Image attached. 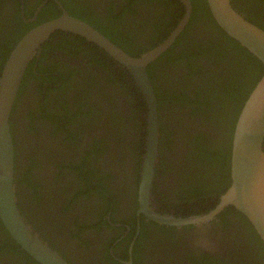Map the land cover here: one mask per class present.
Instances as JSON below:
<instances>
[{
  "label": "flooded vegetation",
  "instance_id": "1",
  "mask_svg": "<svg viewBox=\"0 0 264 264\" xmlns=\"http://www.w3.org/2000/svg\"><path fill=\"white\" fill-rule=\"evenodd\" d=\"M190 1L192 11L180 33L147 65L158 114V161L150 206L183 217L216 209L232 183L231 166L226 173L219 169L213 174L209 167L190 163L187 155H197L200 144L223 147L226 137L231 139L232 159L239 117L264 75V63L250 50L262 62L258 75H254L257 65L234 55L243 50L237 52L210 23L204 0ZM255 1L232 0V4L236 9L239 5L254 11ZM261 2L257 7L262 10L256 7L252 12L253 18L264 22V0ZM168 3L0 0V77L19 40L31 28L60 16L62 7L114 42L118 35L131 36L127 45L117 44L139 57L164 42L185 18L187 5L182 0L176 1L184 8L179 7V14ZM59 30L45 42L54 44L44 48V43L41 55L29 61L10 118L15 194L34 231L69 264H264L263 238L233 204L210 218L186 224L158 222L140 210L141 162L150 117L143 88L123 63L106 51L104 54L99 45L79 33ZM213 46L218 50L226 47L228 56L219 59ZM194 58L196 66L190 69ZM46 67L49 70H39ZM110 72L117 75L111 78ZM209 79L215 87H223L222 106L217 100L219 89L214 104L206 110L212 113L219 106L221 113L225 111L215 124L207 123L203 113L194 112L188 97L179 101L176 95L184 89L193 97L199 88L214 90L206 83ZM227 79L240 86L246 83L245 98L231 94L224 86ZM200 135L202 141L196 140ZM139 141L143 142L140 149ZM208 174L217 184L212 185L213 177L209 181ZM221 180L224 182L218 184ZM200 185L214 186L211 195L201 192L198 199H188ZM180 194L187 200L178 201ZM28 254L0 215V264H41Z\"/></svg>",
  "mask_w": 264,
  "mask_h": 264
},
{
  "label": "water",
  "instance_id": "2",
  "mask_svg": "<svg viewBox=\"0 0 264 264\" xmlns=\"http://www.w3.org/2000/svg\"><path fill=\"white\" fill-rule=\"evenodd\" d=\"M182 1L187 5V14L179 26L164 42L139 57L126 52L93 25L69 14L64 7L60 16L31 28L11 52L0 77V215L13 238L41 264L69 262L34 231L18 206L10 118L29 61L41 55L43 44L59 29L79 33L99 45L123 63L143 88L150 117L146 152L141 162L140 210L158 222L186 224L210 218L225 206L233 204L251 220L264 240V75L246 101L235 128L231 159L232 183L221 195L216 209L207 214L183 217L161 213L156 211L155 206H150L158 161V114L157 99L147 65L171 46L189 18L192 3L190 0ZM208 3L220 26L264 63V29L239 12L232 0H208Z\"/></svg>",
  "mask_w": 264,
  "mask_h": 264
},
{
  "label": "trees",
  "instance_id": "3",
  "mask_svg": "<svg viewBox=\"0 0 264 264\" xmlns=\"http://www.w3.org/2000/svg\"><path fill=\"white\" fill-rule=\"evenodd\" d=\"M169 3V6H174L175 7V10H176V12L179 14V13H181V9H182V11L184 10V8H183V5H178V4H176V1H178V0H167ZM234 2H235V0H233ZM256 3L255 4H252V7L254 8V11L253 10H250V9H247V8H245V7H241V6H239V5H236L237 6V9L240 11V12H242V13H245V15H246V17L247 18H249V19H251V20H253V21H255V22H257L258 24H260V25H263L264 26V22H261V21H259L258 20V17H256V18H253L254 16H253V12L255 13V9H256V7H257V5L261 2V0H256L255 1ZM261 4H263L262 2H261ZM204 5H205V7H206V9H204V11L206 12V14H207V16L210 18L209 19V21H210V23L211 24H214L215 25V27H216V29L223 35V37H225V38H227V39H229V41L232 43V44H234L235 46H234V48H238V50H237V52H239V50L240 49H242L243 50V53H235L234 55H236V56H239V55H241V56H243V58L244 59H248L249 61H251L252 63H254L255 65H257V72L256 73H254V75H258L259 73H261L260 72V70H259V68H263L262 67V62L261 61H256L255 60V57H254V55L251 53V52H249L248 51V49H246L244 46H242L237 40H235L234 38H232V37H230L229 35H228V33L227 32H225L217 23H216V21H215V19H214V17H213V15L211 14V10H210V8H209V5H208V2H207V0H204ZM179 7L181 8L180 10H179ZM195 8H200L201 10H202V8L201 7H199V5L197 6L196 4H195ZM257 10H262V8L261 7H257ZM253 11V12H252ZM195 13H198V12H195ZM257 13V12H256ZM41 14V13H40ZM38 23H39V21H37ZM18 31H21V29H18ZM58 34H62L61 33V31L59 30L58 32H57ZM54 36H57V35H54ZM53 35H52V38L54 37ZM130 38H131V36H121V35H118V36H116V38H115V42L116 43H118V44H120V45H127L128 43H129V41H130ZM8 43L11 45V44H13V42L12 41H8ZM52 44H54L53 42H47V43H45L44 44V48L45 47H47L48 45H52ZM56 45V44H55ZM213 48H215V50H217V56H219V59H222V58H224V56L225 55H227V53H228V50H227V48L225 47V48H219L220 50H218V48H217V46H213ZM249 52V54L252 56V59L254 60V61H252L250 58H249V55L247 54V53H245V51L246 50ZM4 50V49H3ZM245 50V51H244ZM246 51V52H247ZM6 53V51L5 52H3L2 53V55H4ZM104 54H107L105 51H104ZM228 56V55H227ZM191 59H192V57H190ZM196 58H194L193 59V61H192V66H191V68L190 69H192L193 68V65L194 66H196ZM257 62V63H256ZM31 67H32V65H30V68L28 69V71H31ZM49 68L50 67H46L45 69H39L40 71H42V70H44V71H46V70H49ZM55 68V67H54ZM124 69H122V73H124ZM117 72V71H116ZM116 72H110V73H108V74H110L109 76L112 78V77H114L115 75H117L116 74ZM193 74H196V73H194V72H192ZM153 76V75H152ZM224 76L226 77V78H228V74L225 72V74H224ZM153 78V77H152ZM213 79H209L206 83L209 85V86H213L215 89L214 90H208V89H206V90H208V91H206V90H204V89H202V88H199L198 89V91L196 90L195 91V96L193 97V96H188V94L186 93L185 94V92H186V90L184 89V91H181V93L179 92H177V100H179L180 101V99L181 98H183V97H188L190 100H189V103H192V104H194L195 106H193L194 107V112H198V113H203L204 115H205V117H206V122L207 123H209L210 124V122L211 123H217L220 119L222 120L223 119V115L225 114V111H222V113H221V108L219 107V106H216V108L214 109V111L212 112V113H208L206 110H207V107H208V105L209 104H214V102H215V97H218V92H219V89H221V91H220V96H219V98H217V100L218 101H220V104H221V106H222V96H221V93H222V91H223V87H221V85L219 86V87H215V83L212 81ZM44 81V80H43ZM223 85V84H222ZM224 86L229 90V91H231V94L233 95V96H235V95H237V94H239V95H241V96H245V92L247 91V87H246V83H244V84H242L241 86H240V84L239 83H235V82H233V81H228V79H227V81H225V83H224ZM215 91H216V93H217V96L215 95ZM174 92V91H173ZM172 92V93H173ZM167 93L169 94V91H167ZM237 93V94H236ZM247 93V92H246ZM210 94L213 96V98L212 97H210ZM204 97H206L205 99H204ZM243 97H242V99H240V104H239V106L241 107L242 106V103H243V101H244V99H243ZM245 98V97H244ZM226 115V114H225ZM233 122H235V117L233 118ZM202 135H200L199 136V138L198 137H196V140H200V141H202L201 139H200V137H201ZM224 142H225V146H223V147H218V148H214V147H207V146H205V145H202V144H200V147H199V149H196V154L197 155H195V156H188L187 155V157H188V159H189V162L190 163H194V164H197L196 166H199V167H201V168H204V167H209V168H211L212 170H213V174H214V172H216L217 170H219V169H222L223 170V172L224 173H226V170H229V167L231 166V148H230V143H231V139L229 140V139H226V137H225V139H224ZM138 146H139V149L143 146V142L142 141H139V143H138ZM192 159V160H191ZM138 163H140V160L138 161ZM195 167V166H194ZM213 177V182H212V185H215V184H217V182H216V180L214 179V176L212 175H209L208 174V180L210 181V179ZM210 178V179H209ZM224 178V177H223ZM225 179H226V181L228 180V177L227 176H225ZM225 181V183L227 184V182ZM224 182V180H221V182H218V184L219 183H223ZM203 183H205V182H203ZM206 185H207V182L205 183ZM225 185V184H224ZM223 185V186H224ZM209 187L210 186H196L195 187V193H196V191H197V193L196 194H193V195H191L188 199H198V195L199 194H201V192L202 193H205V194H210L211 195V193H210V191H212L214 188V186L211 188V189H209ZM226 189H227V187H226ZM179 197V200L178 201H182V200H187V198H186V196L185 195H179L178 196ZM29 255V254H28ZM30 256V255H29ZM31 257V256H30ZM34 260V259H33ZM35 261V260H34ZM36 263H37V261H35ZM38 264V263H37Z\"/></svg>",
  "mask_w": 264,
  "mask_h": 264
},
{
  "label": "bare ground",
  "instance_id": "4",
  "mask_svg": "<svg viewBox=\"0 0 264 264\" xmlns=\"http://www.w3.org/2000/svg\"><path fill=\"white\" fill-rule=\"evenodd\" d=\"M139 111H140V110H139ZM144 120H145V119H144ZM135 121H136V120H135ZM146 127H147V126H146ZM142 128H143V127H142ZM257 166H259V164H258ZM229 186H230V185H229ZM228 188H229V187H227V189H228ZM227 189H226V190H227ZM226 190H225V191H226ZM225 191H224V192H225ZM224 192H223V193H224Z\"/></svg>",
  "mask_w": 264,
  "mask_h": 264
}]
</instances>
